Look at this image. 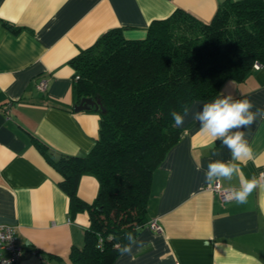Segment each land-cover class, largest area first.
I'll return each mask as SVG.
<instances>
[{"label":"crops","instance_id":"obj_1","mask_svg":"<svg viewBox=\"0 0 264 264\" xmlns=\"http://www.w3.org/2000/svg\"><path fill=\"white\" fill-rule=\"evenodd\" d=\"M222 1L0 0V224L13 225L24 248L11 264H69L70 248L83 244L88 214L70 215L61 175L32 141L37 137L54 152L84 154L98 136V112L73 109L78 99L70 59L109 29L124 27L125 37L141 38L152 20L178 8L209 20ZM39 79L47 80L46 90L36 88ZM225 97L264 109V66L241 81L225 79L210 100L191 102L179 141L152 174L147 218H156L162 230L145 223L127 244L131 255L119 253L113 264H264V187L237 204L221 202L205 182L210 161L232 157L192 115ZM238 130L253 159L233 161L240 174L217 181L238 188L241 178L256 176L264 185V119L231 132ZM97 189L92 175L80 176L82 200L91 202Z\"/></svg>","mask_w":264,"mask_h":264},{"label":"trees","instance_id":"obj_2","mask_svg":"<svg viewBox=\"0 0 264 264\" xmlns=\"http://www.w3.org/2000/svg\"><path fill=\"white\" fill-rule=\"evenodd\" d=\"M123 29L103 32L70 59L77 99L99 103L90 108L99 114L91 149L54 152L32 138L61 175L70 215L88 214L83 244L70 248L69 264H113L149 220L152 174L181 137L171 111L210 100L225 79L241 81L256 64L264 66V0H223L209 20L178 8L152 20L141 38H127ZM83 174L98 182L91 202L77 194Z\"/></svg>","mask_w":264,"mask_h":264},{"label":"clouds","instance_id":"obj_3","mask_svg":"<svg viewBox=\"0 0 264 264\" xmlns=\"http://www.w3.org/2000/svg\"><path fill=\"white\" fill-rule=\"evenodd\" d=\"M255 108V111L252 109ZM173 119V127L182 128L188 109H184L183 114L175 110L170 113ZM264 119V109L256 108L248 99L231 101L230 97L215 99L211 103L203 105V110L193 113L192 118L199 122L200 130L210 137L212 143L217 140L231 153V161L221 160L210 161L205 172V182L212 184L217 180H231L234 175H239L241 169L233 161H244L253 159V149L245 139L244 131L231 132L232 129H243L251 127L257 118ZM213 156L218 153L213 152ZM264 178V173L260 174ZM258 186L264 187L260 179L253 176L250 179L241 178L240 186L225 188L226 200L235 201L237 204L247 203L249 195ZM131 239V234H129ZM132 249L125 245L121 250V255H131Z\"/></svg>","mask_w":264,"mask_h":264},{"label":"built area","instance_id":"obj_4","mask_svg":"<svg viewBox=\"0 0 264 264\" xmlns=\"http://www.w3.org/2000/svg\"><path fill=\"white\" fill-rule=\"evenodd\" d=\"M256 67L259 65L256 64ZM77 77V76H76ZM47 80L39 79L35 86L38 90L44 91L47 89ZM208 188L217 195L221 202H226L225 187H222L218 181L208 185ZM146 225L155 230L161 231L162 225L156 218H150L146 221ZM24 248L17 240L16 229L10 224H0V264H11L21 258Z\"/></svg>","mask_w":264,"mask_h":264},{"label":"water","instance_id":"obj_5","mask_svg":"<svg viewBox=\"0 0 264 264\" xmlns=\"http://www.w3.org/2000/svg\"><path fill=\"white\" fill-rule=\"evenodd\" d=\"M90 108L97 109L99 108V103L91 97H81L78 102L73 105L75 111L79 110H88Z\"/></svg>","mask_w":264,"mask_h":264}]
</instances>
